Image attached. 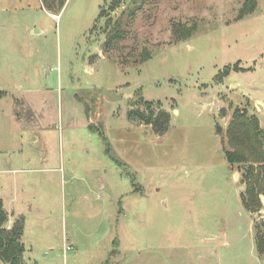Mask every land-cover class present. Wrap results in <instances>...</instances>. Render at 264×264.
I'll list each match as a JSON object with an SVG mask.
<instances>
[{"label":"rangeland","instance_id":"obj_1","mask_svg":"<svg viewBox=\"0 0 264 264\" xmlns=\"http://www.w3.org/2000/svg\"><path fill=\"white\" fill-rule=\"evenodd\" d=\"M102 4L67 0L54 19L39 0H0V67L8 74L0 88H26L20 71L33 75L42 124L31 140L10 108L18 92L0 95V168L21 170L22 150L46 152L42 166L58 168L40 200L48 214L26 228L24 261L264 264L255 244L264 195L258 212L243 209L242 171L222 151L235 108L264 131V0H121L96 20ZM246 4L251 14L237 21ZM116 21L122 37L104 51ZM177 23L197 29L178 42ZM144 54L150 59L141 63ZM228 66L237 71L220 81ZM89 99L106 105L89 108L93 119L104 116L92 130ZM146 105L169 114L167 133L126 120ZM61 110L63 126L54 127ZM15 182L21 172H0V194H13Z\"/></svg>","mask_w":264,"mask_h":264},{"label":"trees","instance_id":"obj_2","mask_svg":"<svg viewBox=\"0 0 264 264\" xmlns=\"http://www.w3.org/2000/svg\"><path fill=\"white\" fill-rule=\"evenodd\" d=\"M39 1L46 11L58 13L67 0ZM120 3L121 0H110V3L103 0L96 20L103 17L105 10L112 11ZM252 8L249 4L244 5L237 21L250 15ZM116 22L114 29L106 35L102 44V50L104 51L111 49L113 44L122 37L121 26L118 25L119 22ZM196 29V23L191 25L177 23L172 27V35L178 42L186 41L191 38ZM149 59L150 56L144 54L141 63ZM232 70L237 71L229 68V66L224 67L216 77L220 78L221 81V78L227 77ZM126 120L150 126L156 134L164 135L169 129V114L161 109L156 112L151 105H146L144 109L135 108L128 111ZM89 129L92 130V126L89 125ZM216 131L219 135L222 134V130L218 125H216ZM223 135L222 151L226 163L232 168L236 167L242 171L241 183L244 186L243 191L240 193L242 207L248 213H256L260 210V196L264 195V131L255 115L248 114L245 108H235ZM106 154L110 157L108 147L106 148ZM113 161L118 166L120 165L117 160L113 159ZM8 221V214L4 211L0 200V262L4 264H25L22 243L24 218L22 216L16 217L10 227H7ZM259 230H256L255 244L256 251L261 257L264 255V228Z\"/></svg>","mask_w":264,"mask_h":264},{"label":"crops","instance_id":"obj_3","mask_svg":"<svg viewBox=\"0 0 264 264\" xmlns=\"http://www.w3.org/2000/svg\"><path fill=\"white\" fill-rule=\"evenodd\" d=\"M42 9L44 12H46L50 17L56 19L57 16L60 12L58 13H52L46 11L43 7ZM62 10V9H61ZM3 57V56H2ZM1 59V56H0ZM5 60V57L2 59ZM3 67H0V77H5L8 76L7 73L2 69ZM12 74L9 73V76ZM15 77V76H13ZM20 77L21 79L24 78L26 80L25 84L27 85L26 88H23L22 84L21 86L13 87L11 90H2L5 88H0L1 92L0 95H5V94H17L18 95L13 97L12 95V103L10 105V108H13L16 111V116L15 119L18 122L21 123V128L25 131L27 130L29 136H31V140L35 141L36 137L34 136L35 133L39 130L40 125V120L38 119V116L40 114L41 108L37 103L36 96L39 92V88H36L34 85L35 82L33 80L34 76L28 73V75L24 71H20ZM96 89V88H95ZM256 103H260L259 101H256ZM85 105V116L87 121L91 124V126L97 125V122L101 121L99 120V115L100 113L98 112L95 116L96 119H93L91 116V113L89 112V108L95 107L96 109H105V104L102 100L99 101L98 99H89ZM101 108H100V107ZM66 119H69L66 117ZM53 125L56 127V125L63 126V115H62V110L60 113H58V116L53 118ZM89 123L87 125L89 129ZM55 129V128H54ZM23 130L21 131V143H22V135H23ZM34 136V137H33ZM24 150L21 152V170H2L0 168V172H6V173H14V171L21 172V185L17 182L13 184V194L9 196H4V194H0V200L3 205L4 211L8 214L9 221L8 223L11 226L13 220L18 217L22 216L24 218V230H23V236H22V243L24 246V252H23V260L24 255L27 253V248L24 244V235L26 232V228L29 226L30 218L34 217L37 218L38 216H41L43 214H48L47 211H44L42 209V201H40L42 198L47 199L49 197L50 191H49V186L50 183L54 180L56 173H58V168L56 167H45L42 166L44 160L43 157L45 156L46 152H40L35 150H30L27 151L26 153H23ZM106 154V150H104ZM107 155V154H106ZM43 160V161H42ZM114 162V161H113ZM1 161H0V166H1ZM115 163V162H114ZM117 166V164L115 163ZM118 167V166H117ZM44 178L45 181H43L42 188H38L37 186L39 185V182L37 179L39 177ZM14 181H17V179H14ZM136 191V190H135ZM38 194V195H37ZM37 196H39L37 198ZM39 199V200H37ZM115 200V198H113ZM120 204V202H118ZM21 204V210L19 208V205ZM121 210V209H120ZM50 213V212H49ZM119 216H122V211L118 213ZM66 249V248H65ZM65 251V250H64ZM26 260V259H25ZM26 264V262L24 261ZM105 263V262H104ZM34 264V263H32Z\"/></svg>","mask_w":264,"mask_h":264},{"label":"built area","instance_id":"obj_4","mask_svg":"<svg viewBox=\"0 0 264 264\" xmlns=\"http://www.w3.org/2000/svg\"><path fill=\"white\" fill-rule=\"evenodd\" d=\"M69 248L68 247H66V250H68Z\"/></svg>","mask_w":264,"mask_h":264}]
</instances>
